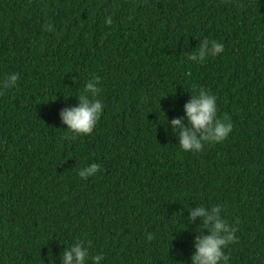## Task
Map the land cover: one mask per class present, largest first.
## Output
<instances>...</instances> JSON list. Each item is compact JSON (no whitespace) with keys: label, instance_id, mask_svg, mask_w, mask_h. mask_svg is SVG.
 Listing matches in <instances>:
<instances>
[{"label":"trees","instance_id":"trees-1","mask_svg":"<svg viewBox=\"0 0 264 264\" xmlns=\"http://www.w3.org/2000/svg\"><path fill=\"white\" fill-rule=\"evenodd\" d=\"M204 38L224 52L189 61ZM12 72L0 264H62L77 240L88 264L101 252L100 264H191L203 220L190 212L217 204L237 228L229 264H264V0H0V78ZM93 75L104 109L73 137L60 112ZM201 87L233 129L183 152L168 121ZM93 162L101 170L79 178Z\"/></svg>","mask_w":264,"mask_h":264},{"label":"clouds","instance_id":"clouds-1","mask_svg":"<svg viewBox=\"0 0 264 264\" xmlns=\"http://www.w3.org/2000/svg\"><path fill=\"white\" fill-rule=\"evenodd\" d=\"M105 25L113 23V17L104 18ZM51 30V25L48 26ZM224 52V45L215 39L204 38L199 46L191 52L187 59L192 62L202 63L209 57H216ZM19 80V74L12 72L0 78V96L5 95ZM100 77L93 75L79 93L78 103L75 106L61 110L60 117L66 129L73 137L83 136L93 132L100 120L104 105L98 99L101 91L98 86ZM185 117L174 118L168 121L172 130L178 136V146L183 152H200L206 144L223 142L231 133L233 123L227 115H218L217 97L209 90L201 87L193 90L191 98L184 105ZM165 114V113H164ZM166 116V115H165ZM167 119V117H166ZM186 119L190 127H185ZM101 170L98 163H90L77 170V176L87 180ZM222 206H198L190 212V216L201 217L203 225L202 234L195 239V251L191 256V264H229V257L225 249L235 243L237 228L229 224L222 216ZM208 228V234H203V228ZM148 239L152 236L149 234ZM90 253L83 240L71 243L62 253V264H88ZM104 260L101 252L91 255V264H100Z\"/></svg>","mask_w":264,"mask_h":264}]
</instances>
